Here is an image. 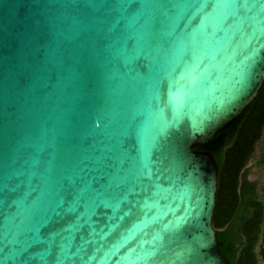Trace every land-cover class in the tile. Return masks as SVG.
I'll use <instances>...</instances> for the list:
<instances>
[{"label": "water", "instance_id": "obj_1", "mask_svg": "<svg viewBox=\"0 0 264 264\" xmlns=\"http://www.w3.org/2000/svg\"><path fill=\"white\" fill-rule=\"evenodd\" d=\"M264 80V0H0V264H229L193 149Z\"/></svg>", "mask_w": 264, "mask_h": 264}, {"label": "trees", "instance_id": "obj_2", "mask_svg": "<svg viewBox=\"0 0 264 264\" xmlns=\"http://www.w3.org/2000/svg\"><path fill=\"white\" fill-rule=\"evenodd\" d=\"M258 143L256 164L264 171V80L233 122L207 143L193 145L212 154L217 165L211 224L229 264H264V192L249 178L248 166Z\"/></svg>", "mask_w": 264, "mask_h": 264}, {"label": "rangeland", "instance_id": "obj_3", "mask_svg": "<svg viewBox=\"0 0 264 264\" xmlns=\"http://www.w3.org/2000/svg\"><path fill=\"white\" fill-rule=\"evenodd\" d=\"M261 144L258 143L256 149L253 153L252 158L248 162V166L250 168L249 178L252 180H257L259 183V189L261 192H264V171L256 164V161L260 155Z\"/></svg>", "mask_w": 264, "mask_h": 264}]
</instances>
